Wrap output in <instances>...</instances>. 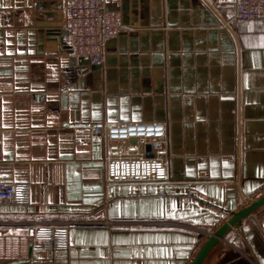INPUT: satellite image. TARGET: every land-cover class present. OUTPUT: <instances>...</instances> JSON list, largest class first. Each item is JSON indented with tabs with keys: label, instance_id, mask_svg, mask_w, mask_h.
<instances>
[{
	"label": "crops",
	"instance_id": "crops-1",
	"mask_svg": "<svg viewBox=\"0 0 264 264\" xmlns=\"http://www.w3.org/2000/svg\"><path fill=\"white\" fill-rule=\"evenodd\" d=\"M123 28L101 67L75 65L59 35L66 0H0V241L67 226L68 248L0 264H190L264 194V19L230 22L235 0H103ZM105 122H161L165 181H106ZM202 264H264V205Z\"/></svg>",
	"mask_w": 264,
	"mask_h": 264
},
{
	"label": "built area",
	"instance_id": "built-area-1",
	"mask_svg": "<svg viewBox=\"0 0 264 264\" xmlns=\"http://www.w3.org/2000/svg\"><path fill=\"white\" fill-rule=\"evenodd\" d=\"M60 42L70 51L74 64L87 59L91 65L104 63L106 43L122 30L120 14L105 6L103 0H66ZM264 19V0H235L230 22ZM104 142L106 181H165L167 174L168 136L161 122H105L92 129ZM29 188L25 183L0 181V202L27 205ZM34 234L4 238L0 257L24 254L28 248L39 251L68 248L67 226H35Z\"/></svg>",
	"mask_w": 264,
	"mask_h": 264
},
{
	"label": "water",
	"instance_id": "water-1",
	"mask_svg": "<svg viewBox=\"0 0 264 264\" xmlns=\"http://www.w3.org/2000/svg\"><path fill=\"white\" fill-rule=\"evenodd\" d=\"M264 205V194L253 200L248 206L234 213L230 219L213 232L200 247L190 264H202L212 247L220 240L223 235L232 227L240 223L241 220L252 214Z\"/></svg>",
	"mask_w": 264,
	"mask_h": 264
}]
</instances>
